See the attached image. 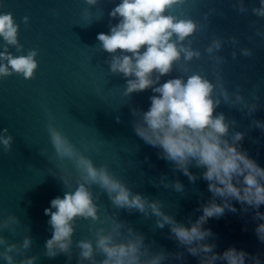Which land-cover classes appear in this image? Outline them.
I'll use <instances>...</instances> for the list:
<instances>
[{"label":"water","instance_id":"water-1","mask_svg":"<svg viewBox=\"0 0 264 264\" xmlns=\"http://www.w3.org/2000/svg\"><path fill=\"white\" fill-rule=\"evenodd\" d=\"M119 2L100 0L96 6H88L84 0H3L2 11L12 13L20 25L19 40L25 49L23 54L26 55L30 49L38 50L39 67L32 80L18 75L0 80V131L7 128L14 137L11 152L5 153L0 146V220L9 215L20 219L15 235L7 230L2 234L10 243L22 241L25 235L31 234L33 246L27 255L38 256L36 264H78L76 256L79 252L74 244L70 262L65 255L54 259L44 255L45 242L52 236L48 224L50 217L45 215V209L51 206L52 199L63 197L67 191L57 177L60 171L56 161L49 159L54 149L46 128L48 118L45 106L55 115L56 126L97 166L108 164L110 171L133 192L151 200L163 201V211L185 226L191 227L190 221L195 222L203 215L201 205L212 199L209 182L202 178L205 169L190 167L192 173L201 177L192 183L182 171L174 170L170 162L160 159L157 155L159 149L146 144L133 130L132 125L139 117L132 115L130 107L148 110L149 97L153 93L149 89L124 97L126 81L122 75L110 72L105 63L110 54L102 50L97 39L99 33H110V21L112 24L119 23L118 19L111 20L109 16ZM233 3L234 0H190L189 4L169 14L184 12L202 25L193 37V46L203 56L191 62L188 75L203 70L202 74L214 83L213 62L209 60L205 48L216 37L228 41L235 36L239 40L235 48L226 42L217 53L225 57L221 65L225 86L229 92H235L236 86L240 85L246 100L258 103L260 109L249 116L246 110L241 112L223 104L216 112H223L229 120L237 121L232 131L246 133L242 149L247 150L249 156L264 168V134L261 129L250 127L253 119L264 121V38L255 35L257 28L264 30V18L256 17L251 11L259 6V0H245L248 7L246 13L233 8ZM85 8L90 9L91 17L83 15ZM210 9L216 11L205 21L204 13ZM25 16L30 18L28 25L23 23ZM3 44L0 38V51H3ZM244 47L252 49L251 57L240 54L239 50ZM234 50L237 52L235 60L232 58ZM10 51L21 55L14 47ZM181 75L184 73L177 65V70L170 76H164L161 83ZM254 95L260 97L259 101L253 99ZM117 116H120L119 123ZM82 140L87 141V150ZM254 140H259V143H253ZM42 149H47V155H41ZM69 168L75 174L71 164ZM162 175L172 182L179 180L185 192L165 189L159 183ZM102 191L93 186L94 195H100ZM216 199L217 203H223L221 198ZM97 202L102 219L106 215L105 209L107 214L118 213V218L126 222V227L130 226L145 235V243L152 253L184 254L183 259L169 255L164 264H200L199 257L191 255L186 247L179 246L176 240L170 238L169 226L163 229L155 226V216L146 218L138 211L118 210L112 206L106 193L100 195ZM231 203L237 212L226 209L222 217L210 218L204 225L205 229H211L215 234L206 242L215 243L214 251L221 255L234 246L251 256L259 255L264 264V242L255 233L256 227L264 221L253 219L256 209L249 207L245 212L246 205L236 200ZM259 211L264 213V205ZM90 223L87 220L77 221L75 242L94 239L89 231ZM101 226L108 227L110 222ZM123 231L126 233V228ZM0 264L6 262L0 260ZM216 264L227 262L217 261ZM245 264L254 262L246 258Z\"/></svg>","mask_w":264,"mask_h":264},{"label":"clouds","instance_id":"clouds-1","mask_svg":"<svg viewBox=\"0 0 264 264\" xmlns=\"http://www.w3.org/2000/svg\"><path fill=\"white\" fill-rule=\"evenodd\" d=\"M84 2L88 6H96L100 0ZM189 3L190 0H120L109 13L111 20L118 19L119 23L112 24L110 21V33H99L97 39L102 50L110 54V59L105 61L110 72L122 75L126 81L124 97L149 89L153 93L149 97L148 110L130 107L132 115L139 117L132 125L135 134L146 144L159 149L158 157L170 162L174 170L182 171L192 183L201 177L192 173L190 167L205 169L202 178L209 182L212 199L201 205L203 215L195 222L190 221L191 227L185 226L163 211V201L151 200L139 192H133L110 171L108 164L97 166L56 126L55 115L45 106L48 118L46 128L54 149L49 159L56 161L60 175L54 176L67 189L63 197L52 199L51 206L45 209L52 230L51 238L45 242L44 255L47 258L65 255L70 262L74 244L79 249L76 256L78 264H164L169 255L175 259L184 258L182 252L152 253L145 243V235L130 226L126 227V222L118 218V213L107 214L105 209L106 215L102 219L97 201L100 195L106 193L114 208L126 209L129 213L138 211L146 218L155 216V226L160 229L169 226L170 238L176 240L179 246L186 247L191 255L199 257L200 264H216L217 261L245 264L246 258L254 264H262L259 255L251 256L234 246L221 255L214 251L215 243L206 242L215 234L211 229H205L204 225L210 218L222 217L226 209L237 212L232 200L246 205L245 212L249 207L256 209L253 219L264 221V213L259 211L260 206L264 205V168L249 156L247 150L242 149L246 133L232 131L237 121L229 120L223 112H216L223 104H229L241 112L246 110L251 116L260 106L246 100L240 85L236 86L235 92H229L225 86L221 70L225 57L217 53L226 42L233 48L239 45L235 36L228 41L216 37L204 50L213 62L214 83L202 74L203 70L188 75L191 62L203 56L193 46V37L202 25L184 12L180 15L169 13ZM3 7V0H0V38L4 41L3 51H0V80L13 75L32 80L39 67V51L30 49L26 55L23 54L25 49L19 40L20 25L12 13L2 11ZM233 8L240 13L248 11L245 0H234ZM215 11L210 9L205 12L204 20L207 21ZM251 11L256 17L264 18V0H259V6ZM83 15L91 17L92 13L85 8ZM29 20L25 16L23 23L28 25ZM255 35L264 38V30L257 28ZM11 47L21 55L12 53ZM239 51L244 57L253 55L248 47ZM236 57L234 50L232 58L235 60ZM177 65L184 75L161 83L164 76H170L177 70ZM253 99L259 101L260 97L254 95ZM116 121L120 122V116L116 117ZM250 127L259 128L264 134V121L253 119ZM81 142L87 150V141ZM13 143L14 137L7 128L0 131V146L5 153L11 152ZM253 143H259V140ZM41 155H47V149H42ZM69 164L75 169V174ZM159 183L165 189L185 192L179 180L169 181L166 175L161 176ZM93 186L102 189V193L94 195ZM217 197L222 199V204L217 203ZM78 220L91 222L89 231L94 239L74 241ZM109 222L110 226H101H107ZM20 223L15 215L0 220V260L6 264H36L39 257L27 255L33 246L31 234L25 235L22 241L12 243L2 234L7 230L15 235ZM125 228L126 233L123 231ZM255 233L264 242V223L256 227ZM98 256L103 258L98 259Z\"/></svg>","mask_w":264,"mask_h":264}]
</instances>
